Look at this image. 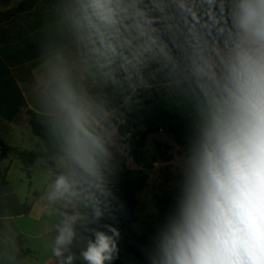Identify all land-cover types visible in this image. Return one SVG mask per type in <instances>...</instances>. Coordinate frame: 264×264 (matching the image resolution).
Returning <instances> with one entry per match:
<instances>
[{"label":"clouds","instance_id":"obj_1","mask_svg":"<svg viewBox=\"0 0 264 264\" xmlns=\"http://www.w3.org/2000/svg\"><path fill=\"white\" fill-rule=\"evenodd\" d=\"M219 5L210 43L190 0H48L31 93L56 148L46 199L59 205L61 264L78 235L85 264L118 257L119 230L94 226L124 210L114 191L124 113L103 89L128 106L157 77L192 121L148 264H264V0Z\"/></svg>","mask_w":264,"mask_h":264},{"label":"crops","instance_id":"obj_2","mask_svg":"<svg viewBox=\"0 0 264 264\" xmlns=\"http://www.w3.org/2000/svg\"><path fill=\"white\" fill-rule=\"evenodd\" d=\"M190 2L196 11L198 26L201 27L207 40L213 42L218 38L217 22L214 17L223 14L219 0L215 4L209 3V0H190ZM47 7L48 0H0V137L8 145L20 150L45 152L44 142L33 133L28 111H34L37 120L43 124L38 105L31 93V70L38 54L36 41ZM157 81H153L154 86L150 91L158 94L160 103L169 111L174 106L184 108L187 105L188 109L179 113L183 116H191L190 105L184 103L183 97L170 94L163 86L160 77H157ZM92 87L94 90L99 89L96 85ZM110 98L112 105L124 113L123 120L117 123L118 128L125 121V116L130 110L125 104L117 106L114 94H111ZM179 99H181L180 105L176 102ZM128 151L130 152V149ZM54 157L48 159L41 156L33 164L20 159L14 153L7 158H0V255L15 264H32L38 249L42 246L36 244L34 247L31 244L40 237L56 232L55 227L44 223L37 213L43 203H46L43 206L44 212L56 214L59 210L57 205H54L53 211L49 208L46 195L42 196L37 187V183H41L44 191L48 190L51 179H54L50 173L57 171ZM15 163L19 165L20 172L14 176V179L27 190L23 197L15 194L17 210L16 213H12L9 210L11 202L8 197L10 192L14 193V190L9 191L11 187L9 174ZM31 194L34 196L29 201ZM28 202H30L29 206ZM15 219L25 221L30 225V230H19L13 236L10 235L13 234V225H17L13 223ZM85 237L86 235L80 236L73 245H81V240ZM14 238L18 246L13 244ZM48 264L58 263L54 261Z\"/></svg>","mask_w":264,"mask_h":264},{"label":"rangeland","instance_id":"obj_3","mask_svg":"<svg viewBox=\"0 0 264 264\" xmlns=\"http://www.w3.org/2000/svg\"><path fill=\"white\" fill-rule=\"evenodd\" d=\"M176 102L180 105L181 99ZM184 103L186 102L184 101ZM187 109V105H185L184 108H176V106H174L170 111L181 112ZM128 110H130V105H128ZM187 118L192 121V115ZM33 147H35V144ZM183 150L184 147L175 141L173 135L165 131L153 133L148 136L144 152L138 160L131 156L127 148L122 146L117 147L115 160L118 161V172L126 168L143 172L148 176L146 185L143 190L138 193L139 206L136 209L137 221L134 224L135 231L146 238V248L148 251L151 249L158 231L163 227L168 215L174 211L176 182L179 179L180 157ZM19 172V165L15 163L9 174V179L11 181L9 191L14 190V193L10 192L8 197L11 202L9 210L12 213H16L17 210L15 194L17 193L20 197H23L26 192L25 190H27L24 185L18 184L14 179V176ZM37 187L38 192L41 193L42 196H45L47 190L46 192L44 191L43 184L37 183ZM33 196V194L30 195L28 198L29 201H31ZM45 204L46 203H43L37 213L41 216L44 223L55 227L59 220V215L58 213L44 212L43 206ZM27 205L29 206L30 202H28ZM57 206L59 207V205ZM49 208H51L52 211L55 210L54 205L49 204ZM13 223L17 225H13L12 227L13 234H10L12 236L19 230H30V225L26 224L25 221L23 222L22 220L15 219ZM94 226L97 227L96 225ZM55 235L56 232H53L44 237H40V239L34 241V244H31L32 246L36 244L42 246L41 249H38L36 256L31 262L32 264H48V262L54 261L61 264V260L55 257L51 252V246ZM78 238H80V235H78ZM81 242V245L72 246L70 254H74L75 258L71 261V264H85L79 253L86 247V237L83 238ZM13 244L18 246L15 238ZM67 256L68 255L65 254L64 264H68L66 259ZM115 261L116 259L112 264H115ZM123 264H143V262L133 255H127L123 259Z\"/></svg>","mask_w":264,"mask_h":264},{"label":"trees","instance_id":"obj_4","mask_svg":"<svg viewBox=\"0 0 264 264\" xmlns=\"http://www.w3.org/2000/svg\"><path fill=\"white\" fill-rule=\"evenodd\" d=\"M99 90V89H95ZM103 91L112 94V89L106 88ZM117 106L124 104V97L114 93ZM130 112L126 114L125 121L118 127L119 134L131 133L129 139L131 156L138 160L144 152L148 136L153 133L165 131L173 135L175 141L185 147L187 138L190 135L191 121L179 112L167 110L159 101L155 91L141 90L132 96ZM30 125L33 133L40 137L45 145V152L20 150L8 145L0 137V158H7L10 154H16L20 159L33 164L39 157L45 156L51 159L55 156L56 148L51 142L44 124L37 120V114L29 110ZM52 164V161L49 160ZM148 176L143 172L133 169H122L115 177V194L124 205V210L118 212L115 221L102 220L96 226L102 228L104 223H111L121 234L118 240L119 253L115 264H123L127 255H133L148 264V249L146 238L138 234L134 229L137 221L136 209L139 206L138 193L143 190L147 183ZM0 264H15L0 255Z\"/></svg>","mask_w":264,"mask_h":264},{"label":"built area","instance_id":"obj_5","mask_svg":"<svg viewBox=\"0 0 264 264\" xmlns=\"http://www.w3.org/2000/svg\"><path fill=\"white\" fill-rule=\"evenodd\" d=\"M131 136V133L119 134V142L117 147L122 146L124 148L130 149L129 139L131 138Z\"/></svg>","mask_w":264,"mask_h":264}]
</instances>
